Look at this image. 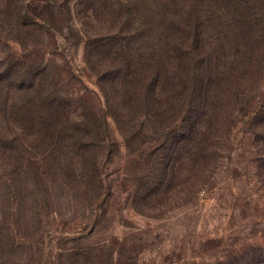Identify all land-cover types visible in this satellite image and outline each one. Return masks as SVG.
<instances>
[{"label":"trees","instance_id":"obj_1","mask_svg":"<svg viewBox=\"0 0 264 264\" xmlns=\"http://www.w3.org/2000/svg\"><path fill=\"white\" fill-rule=\"evenodd\" d=\"M79 1L113 25L82 39L103 110L97 113L51 76L45 81L46 66L7 61L0 88L29 94L10 107L13 127L43 134L49 146L25 163L36 172L43 162L57 167L63 180L97 201L110 191L100 170L108 117L126 149L134 143L145 150L131 207L160 214L197 197L240 121L264 176V0H123L124 14L113 0ZM24 7L19 25L29 27L36 16ZM207 264H264V245Z\"/></svg>","mask_w":264,"mask_h":264},{"label":"rangeland","instance_id":"obj_2","mask_svg":"<svg viewBox=\"0 0 264 264\" xmlns=\"http://www.w3.org/2000/svg\"><path fill=\"white\" fill-rule=\"evenodd\" d=\"M113 1L122 14L127 11L125 1ZM2 4L0 71L9 60L42 64L48 69L45 81L51 76L59 88L83 97L100 114L102 100L93 71L82 59V39L112 28L107 16L79 0ZM24 4L36 16L29 27L19 25ZM28 96L0 88V105L6 99L0 111V264H207L229 251L264 245V176L253 162L245 124L237 121L231 130L213 178L197 197L160 214L137 212L130 192L145 150L134 143L126 149L107 117L100 170L110 191L97 201L82 196L57 167L43 162L36 172L25 163L24 157L38 158L49 150L43 134H20L13 127L10 107Z\"/></svg>","mask_w":264,"mask_h":264}]
</instances>
